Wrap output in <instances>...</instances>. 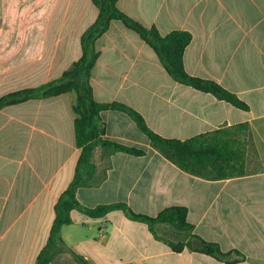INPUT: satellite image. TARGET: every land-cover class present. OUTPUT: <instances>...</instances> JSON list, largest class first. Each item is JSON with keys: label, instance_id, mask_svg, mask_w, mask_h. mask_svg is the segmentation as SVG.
Instances as JSON below:
<instances>
[{"label": "crops", "instance_id": "crops-1", "mask_svg": "<svg viewBox=\"0 0 264 264\" xmlns=\"http://www.w3.org/2000/svg\"><path fill=\"white\" fill-rule=\"evenodd\" d=\"M118 8L162 36L190 33L187 73L214 81L248 109L178 83L156 52L119 21L95 45V100L133 108L168 139L248 123L245 173L219 181L189 175L154 150L129 116L106 110V139L146 155H113L104 182L80 188L79 202L91 209L124 203L150 217L186 207L194 235L232 253L236 264H264V0H119ZM98 16L93 0H0V99L60 79L81 58V38ZM75 101L68 93L0 110V264H36L48 244L57 202L80 157ZM102 157L98 148V177L105 173ZM71 219L61 237L89 264H228L188 248L175 253L119 210L101 219L74 210ZM156 232L185 240L166 225ZM51 264L80 263L63 253Z\"/></svg>", "mask_w": 264, "mask_h": 264}, {"label": "trees", "instance_id": "trees-1", "mask_svg": "<svg viewBox=\"0 0 264 264\" xmlns=\"http://www.w3.org/2000/svg\"><path fill=\"white\" fill-rule=\"evenodd\" d=\"M118 2L119 0H93L99 10V16L81 38V58L60 79L37 88L8 94L0 99L1 110L32 99L58 97L68 93L76 94L73 106L74 128L80 157L72 183L57 202L56 218L48 244L37 258L36 264H51L63 253L72 254L80 264H89L86 259L70 249L61 237L63 228L72 223L71 213L74 210L92 219H101L119 210L124 212L129 220L146 224L155 238L167 242L175 253H182L188 248L195 253L211 256L220 262L236 264L238 260L229 259L232 253H224L217 243L207 242L192 233L194 227L187 221L186 207L166 208L156 217H150L133 212L124 203L87 208L77 198L80 188L98 187L104 182L106 171L111 168V157L116 153L135 157L146 155L143 149L106 139V124L101 119V113L106 110L118 111L129 116L139 131L149 139L154 150L189 175L219 181L241 177L245 173L250 130L248 123L221 128L188 140L168 139L155 133L148 126L145 118L133 108L121 103L102 104L95 100L91 85V73L98 59L95 45L97 40L109 30L111 23L119 21L127 29L137 33L156 52L170 76L178 83L212 94L239 109H248L236 96L214 81L193 77L187 73L183 58L186 48L192 41L190 33L174 31L162 36L155 28H146L123 13L118 8ZM98 148L103 152L102 159L105 167V173L99 177L98 168L93 162L94 153ZM158 225L171 227L185 240L175 242L159 237L156 232Z\"/></svg>", "mask_w": 264, "mask_h": 264}, {"label": "rangeland", "instance_id": "rangeland-1", "mask_svg": "<svg viewBox=\"0 0 264 264\" xmlns=\"http://www.w3.org/2000/svg\"><path fill=\"white\" fill-rule=\"evenodd\" d=\"M102 165H103V163H102Z\"/></svg>", "mask_w": 264, "mask_h": 264}]
</instances>
